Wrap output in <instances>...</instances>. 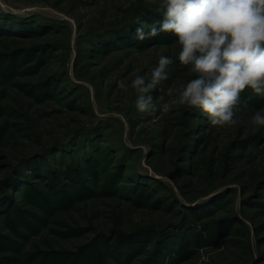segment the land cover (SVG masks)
<instances>
[{"label":"rangeland","instance_id":"374dc122","mask_svg":"<svg viewBox=\"0 0 264 264\" xmlns=\"http://www.w3.org/2000/svg\"><path fill=\"white\" fill-rule=\"evenodd\" d=\"M161 19L147 0H0V264H264V97L246 89L233 127L163 112L192 77L172 34L135 39ZM161 55L140 113L130 74Z\"/></svg>","mask_w":264,"mask_h":264},{"label":"clouds","instance_id":"9594fccd","mask_svg":"<svg viewBox=\"0 0 264 264\" xmlns=\"http://www.w3.org/2000/svg\"><path fill=\"white\" fill-rule=\"evenodd\" d=\"M162 19L139 21L134 37L139 41L160 33L175 37L176 60L192 77L168 87L161 110L195 109L211 126L233 127L243 123L247 108L242 94L250 88L264 97V0H147ZM171 56L161 55L150 75H130L138 112L156 111L151 92L169 79ZM251 97H249L250 99ZM257 129L264 128V108L249 117Z\"/></svg>","mask_w":264,"mask_h":264},{"label":"trees","instance_id":"16d2710c","mask_svg":"<svg viewBox=\"0 0 264 264\" xmlns=\"http://www.w3.org/2000/svg\"><path fill=\"white\" fill-rule=\"evenodd\" d=\"M197 237V236H196Z\"/></svg>","mask_w":264,"mask_h":264}]
</instances>
